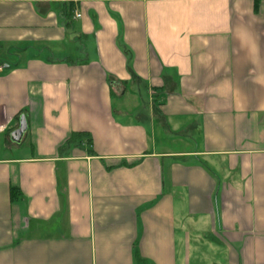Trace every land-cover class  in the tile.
Here are the masks:
<instances>
[{
    "label": "crops",
    "instance_id": "obj_1",
    "mask_svg": "<svg viewBox=\"0 0 264 264\" xmlns=\"http://www.w3.org/2000/svg\"><path fill=\"white\" fill-rule=\"evenodd\" d=\"M0 66V264H264V0H0Z\"/></svg>",
    "mask_w": 264,
    "mask_h": 264
},
{
    "label": "water",
    "instance_id": "obj_2",
    "mask_svg": "<svg viewBox=\"0 0 264 264\" xmlns=\"http://www.w3.org/2000/svg\"><path fill=\"white\" fill-rule=\"evenodd\" d=\"M26 131V123L24 117H21L20 123H19V128L15 130L11 134V140L15 143H19L21 140V137L23 136L24 132Z\"/></svg>",
    "mask_w": 264,
    "mask_h": 264
},
{
    "label": "trees",
    "instance_id": "obj_3",
    "mask_svg": "<svg viewBox=\"0 0 264 264\" xmlns=\"http://www.w3.org/2000/svg\"><path fill=\"white\" fill-rule=\"evenodd\" d=\"M70 10H71V9H70ZM70 10H69V11H70ZM82 137H84L82 134H75V135H72V136L70 137V139H68L67 143H69V144H73V143L77 142V140L80 139V138H82ZM67 143H66V144H67Z\"/></svg>",
    "mask_w": 264,
    "mask_h": 264
},
{
    "label": "rangeland",
    "instance_id": "obj_4",
    "mask_svg": "<svg viewBox=\"0 0 264 264\" xmlns=\"http://www.w3.org/2000/svg\"><path fill=\"white\" fill-rule=\"evenodd\" d=\"M146 101H147V100H146ZM117 106H119V100H118V99H117V100L114 99V100H113V107H114V108H117Z\"/></svg>",
    "mask_w": 264,
    "mask_h": 264
},
{
    "label": "built area",
    "instance_id": "obj_5",
    "mask_svg": "<svg viewBox=\"0 0 264 264\" xmlns=\"http://www.w3.org/2000/svg\"><path fill=\"white\" fill-rule=\"evenodd\" d=\"M76 17H79V16H76ZM0 72H2V67L0 66ZM4 128L3 127H0V132L3 131Z\"/></svg>",
    "mask_w": 264,
    "mask_h": 264
}]
</instances>
